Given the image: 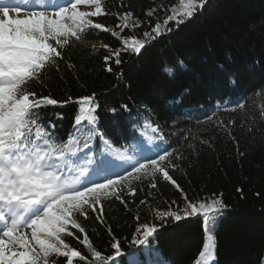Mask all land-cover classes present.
Listing matches in <instances>:
<instances>
[{"label":"trees","instance_id":"obj_1","mask_svg":"<svg viewBox=\"0 0 264 264\" xmlns=\"http://www.w3.org/2000/svg\"><path fill=\"white\" fill-rule=\"evenodd\" d=\"M102 3L108 15L93 18L94 22L117 31L118 12L131 11L134 19L146 21V13L156 9L154 23L157 18L162 21L172 9L177 15L181 11V0ZM147 30L144 25L125 33L142 35ZM105 44L120 48L119 39L111 32H89L81 44L66 50V59L58 72L53 69L44 73L43 87L30 86L61 101L72 98L63 106L42 108L43 124H55L54 130H48L66 141L69 134L77 132L74 123L80 107L78 98L95 94L99 105L96 130L104 132L113 147L124 146L128 148L127 155L135 158L136 138L145 141L151 135L150 128L144 125L159 124L167 135L164 143L157 144L171 145L182 156V160H174L178 168L170 175L183 193L189 199L222 194L227 208L211 233L205 230L200 217L169 222L150 240L159 256H150L143 251L146 246L133 248L129 243L138 223L135 217L139 215L140 223L157 222L155 210H165L172 201L182 208L183 194L159 176L155 189L149 188L151 178H142L133 181L134 198L125 190L127 207L115 200L105 202L104 224L91 213L87 221L81 218L94 246L102 255L112 254L107 233L110 226L123 241L125 255L118 258V264H126L129 252L159 258L168 264H195L205 235H211L215 238L214 264H264V0H207L203 9L178 31L153 42L140 55L122 53V64L116 66L113 62L112 72L106 71L104 64L103 58L108 55ZM68 63L71 68L66 66ZM169 67L174 69V75L165 72ZM222 69L238 75V87L225 83L226 73ZM182 89L189 91L181 95ZM176 99L190 107L181 109L180 104L174 103ZM241 102L245 108L232 111ZM122 105H127V110ZM113 108L116 113L111 111ZM213 111V122H206L205 114L211 115ZM173 120L178 126L172 124ZM216 120L225 124L236 120L237 124L229 134L216 127ZM242 120L246 122L244 127ZM248 125L255 129L251 135ZM230 135L234 138L230 139ZM78 136L81 143L87 139L89 154L96 164L104 160L108 153L105 145L96 136L89 138L88 124L81 126ZM108 159L113 165L122 163L113 156ZM142 200L145 204L140 203ZM66 242L92 259L75 239L68 238Z\"/></svg>","mask_w":264,"mask_h":264},{"label":"snow or ice","instance_id":"obj_2","mask_svg":"<svg viewBox=\"0 0 264 264\" xmlns=\"http://www.w3.org/2000/svg\"><path fill=\"white\" fill-rule=\"evenodd\" d=\"M206 3L207 0H181L178 15L172 9L162 21L157 18L154 23L152 18L156 9L146 13V21L134 19L131 11L118 12L115 14L119 20L117 31L94 22L93 18L108 15L102 0H22L21 4H16L15 0H0V264H118V258L125 255L122 239L108 226L112 254L102 255L90 240L81 218L87 221L91 213L104 224L105 202L115 200L127 207L125 190L134 198L133 181L139 182L142 178H151L150 189L157 187V176L170 182L183 194V207L172 201L165 210L157 208L154 212L157 222L140 223L137 215L138 223L129 241L133 248L146 246L143 248L146 254L158 257V250L150 245V240L155 239L169 222L189 217H200L205 230L211 233L227 205L222 194L189 199L183 193L170 175L178 168L174 160H182L171 145L160 147L156 144L158 150H152L145 147L143 139L136 138L135 158L127 155L128 148L113 147L112 141L105 139L106 134L96 130L98 117L95 113L99 105L95 94L78 98L80 107L74 123L77 132L69 134L66 141L60 140L48 130H54L55 124H43L40 110L47 106H63L72 98L61 101L30 87L33 84L43 87L44 73L53 69L58 72L60 63L66 59V50L81 44L89 32H111L119 39L118 49L103 45L108 50V55L103 58L106 71L112 72L113 62L116 66L122 64V53L140 55L153 42L178 31ZM81 6L88 10H81ZM22 12L25 13L23 16ZM144 25L149 30L143 31L142 35L125 33V30L135 32ZM66 66L72 67L70 63ZM222 70L226 73L225 83L238 87V75ZM165 72L174 75L171 67L165 68ZM186 91L189 90L182 89L181 95ZM174 103L180 104L181 109L190 107L179 99ZM245 106L243 102L238 103L232 111ZM121 107L128 108L127 105ZM216 108L219 109V105ZM111 111L116 113L117 110L113 108ZM215 116L216 111L211 115L206 113L205 121L213 122ZM85 123L89 125V138L98 137L105 145V152L122 162L114 165L120 171L110 170L112 161L96 164L89 154L87 139L81 143L78 136ZM245 123L240 121L242 127ZM172 124L178 126L176 120ZM236 124V120L227 124L222 120L215 121L218 129L229 134ZM144 127L151 130V135L147 136L149 142H165L167 134L159 124L148 123ZM247 131L251 135L255 129L248 125ZM233 138L230 135V139ZM146 152L150 154L146 155ZM140 203L145 204V201ZM68 238L78 241L92 259L66 242ZM214 249L215 238L209 235L196 264H208L209 260H214ZM127 255L128 264H139L135 252Z\"/></svg>","mask_w":264,"mask_h":264},{"label":"bare ground","instance_id":"obj_3","mask_svg":"<svg viewBox=\"0 0 264 264\" xmlns=\"http://www.w3.org/2000/svg\"><path fill=\"white\" fill-rule=\"evenodd\" d=\"M126 257H127L128 261H129V256L126 255ZM136 257H137V260L139 261V264H147L150 261L157 263V261H158V258H153V257H151L152 259L151 258H147V256L136 255ZM127 259H126V264H128Z\"/></svg>","mask_w":264,"mask_h":264},{"label":"rangeland","instance_id":"obj_4","mask_svg":"<svg viewBox=\"0 0 264 264\" xmlns=\"http://www.w3.org/2000/svg\"><path fill=\"white\" fill-rule=\"evenodd\" d=\"M15 3H16V4H21V3H22V0H15ZM81 10H88V9L86 8V6H81ZM24 14H25V13L22 12V13H21V16H23ZM13 15H15V14L13 13ZM208 238H209V235H206V236H205V240H204V246H203V249H202L201 251L204 250V248H205V244H206V242L208 241ZM208 264H210V260L208 261Z\"/></svg>","mask_w":264,"mask_h":264}]
</instances>
